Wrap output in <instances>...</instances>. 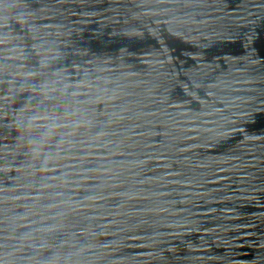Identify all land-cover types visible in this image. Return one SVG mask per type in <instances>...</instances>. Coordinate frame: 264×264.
Returning a JSON list of instances; mask_svg holds the SVG:
<instances>
[{"label":"water","instance_id":"1","mask_svg":"<svg viewBox=\"0 0 264 264\" xmlns=\"http://www.w3.org/2000/svg\"><path fill=\"white\" fill-rule=\"evenodd\" d=\"M0 264H264V0H0Z\"/></svg>","mask_w":264,"mask_h":264}]
</instances>
